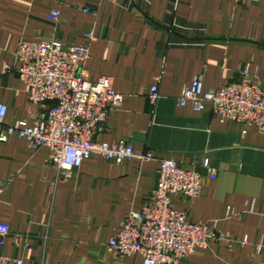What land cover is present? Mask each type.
<instances>
[{
  "label": "crops",
  "instance_id": "0c3cea01",
  "mask_svg": "<svg viewBox=\"0 0 264 264\" xmlns=\"http://www.w3.org/2000/svg\"><path fill=\"white\" fill-rule=\"evenodd\" d=\"M51 11L59 13L56 23L47 19ZM22 39L87 45L84 79L109 77L121 97L95 140L125 141L153 159L94 156L57 179L48 148L31 149L16 137L0 141V223L10 229L1 255L21 264H142L106 245L128 213L151 202L159 163L172 160L202 175L199 196L173 195L174 208L226 237L183 264H264V133L215 117L209 105L195 112L177 104L195 76L215 91L239 81L243 66L264 87V0H0L5 123L32 125L44 110L5 71ZM153 86L159 99L152 107Z\"/></svg>",
  "mask_w": 264,
  "mask_h": 264
},
{
  "label": "built area",
  "instance_id": "2783aa9c",
  "mask_svg": "<svg viewBox=\"0 0 264 264\" xmlns=\"http://www.w3.org/2000/svg\"><path fill=\"white\" fill-rule=\"evenodd\" d=\"M233 1L238 4L243 0ZM47 19L56 23L59 13L51 11ZM84 37L90 40L92 34ZM88 59L87 45L68 46L54 39L41 42L22 39L14 54V66L5 69L18 77L28 101L44 112L32 125L22 121L6 124L7 107L0 103V141L16 137L31 149L48 148L57 179L68 178L94 156L114 163L136 160L142 164L153 159L149 150L135 151L125 141L95 140L121 97L112 90L109 77L102 76L94 82L84 79ZM238 74L239 81L215 91H205L203 77L197 75L183 89L177 104L189 105L195 112H202L209 105L215 117L264 133V87L248 66L240 67ZM158 99V87L153 86L148 101L153 107ZM202 167L209 170L207 162ZM208 174L211 179L215 178L214 173ZM201 188L202 175L194 167L184 168L172 160L160 161L151 202L140 211L126 215L108 241L107 250L119 257L139 256L142 264H183L188 257L207 249L210 243L226 240L213 226L189 223L186 215L173 206V195L194 200ZM9 234V226L0 223V248ZM15 244L20 245L19 238ZM0 264H21V261L0 254Z\"/></svg>",
  "mask_w": 264,
  "mask_h": 264
}]
</instances>
